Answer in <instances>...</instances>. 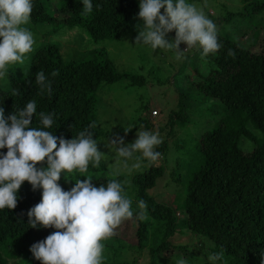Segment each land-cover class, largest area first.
Listing matches in <instances>:
<instances>
[{
    "label": "trees",
    "instance_id": "16d2710c",
    "mask_svg": "<svg viewBox=\"0 0 264 264\" xmlns=\"http://www.w3.org/2000/svg\"><path fill=\"white\" fill-rule=\"evenodd\" d=\"M249 3L256 12L264 7V0ZM32 4L30 22L55 19L44 9L41 0H32ZM92 4V12L86 15L82 14V0H64L59 8L65 13L61 18L65 26L81 27L94 42L120 39L141 19L138 17L140 8L137 0H92ZM96 5H100L99 9ZM226 15L229 17L233 13L227 12ZM217 36L222 47L208 55L213 67L206 73L192 70L190 86L219 102L228 119L224 121V127L220 124L198 137L195 148L197 164L183 180L179 205L182 218L177 217L178 213L172 206L147 193L162 174L161 164L154 166L149 162L147 168L130 177L134 185V200L137 203L143 199L147 204L145 220L137 219L138 207H134V215L130 219L136 237L133 248L143 249L144 242L149 241L147 264H155V253L174 248L173 238L186 233L195 240L203 236L207 239L205 242H209L194 241V247L205 258L195 262L191 259V264H210L207 255L217 252L224 255L216 264L264 262V50L254 51L251 49L253 44L243 47L219 32ZM229 50L234 55H229ZM92 51L100 58L62 61L56 43L46 42L37 46L28 59L25 72L17 76L9 70L8 85L0 88V107L4 109L5 117L23 108L28 101L35 100L37 110L30 127L43 128L39 113H52L53 124L46 130L53 135L72 139L89 125H94L91 129L95 133L93 138H98L102 133L96 128L95 100L91 92L100 82L112 83L128 78L136 83L140 76L116 71L103 47ZM39 71L44 72L51 85L50 93L47 90L42 92L36 83ZM53 72L57 75L53 76ZM189 101L184 92H177L175 108L167 111L164 122L167 136L175 126L186 121ZM144 124L148 125L147 122ZM238 137L250 141L251 147L240 150L235 142ZM155 150L164 157L166 141L162 140ZM6 152L7 148L0 149V154ZM37 167L41 165L37 164ZM109 179L122 183L121 176L92 177V183L99 187L103 183L106 185ZM59 184L65 191L75 185L70 182ZM42 191V188L34 190L28 181H24L16 194V207L0 209V264L9 261L42 264L35 259L30 247L57 231L54 227L38 225L33 228L29 224L27 213L42 200ZM148 220L154 223L149 236ZM182 228L187 231L182 233ZM185 245L179 243L177 251L186 249V246L190 250L191 247ZM106 260L104 258L103 262Z\"/></svg>",
    "mask_w": 264,
    "mask_h": 264
},
{
    "label": "clouds",
    "instance_id": "9594fccd",
    "mask_svg": "<svg viewBox=\"0 0 264 264\" xmlns=\"http://www.w3.org/2000/svg\"><path fill=\"white\" fill-rule=\"evenodd\" d=\"M82 3V14L91 13L92 0H82ZM96 7L99 9L100 5ZM139 8L138 17L144 24L138 29L135 44L149 46L153 51L173 50L177 60H182L190 48L199 46L201 56L207 57L222 47L217 25L196 4L186 0H140ZM32 9V0H0V80L6 78L9 65H23L25 54L33 51L36 43L33 33L22 27L29 23ZM173 30L175 38L170 41L165 37ZM182 42L187 45L184 50L180 49ZM228 54L234 55L231 50ZM36 83L42 92H51L43 71L37 72ZM36 110L35 100L7 117L0 107V149L7 148L6 154H0V209L16 207V194L24 181L34 190L42 188V200L27 213L29 224L33 228L54 227L57 231L30 247L35 259L42 264H102L103 241L115 235L123 221L133 218L132 200L119 180L109 179L106 185L97 187L90 175L84 180L75 178V185L65 191L58 183L61 173L84 175L89 171V164L98 168L102 161L107 163L106 155L93 138L94 125L72 139L57 137L46 130L53 124L52 113H39L43 128L30 127ZM161 143L158 132L147 130L137 132V138L130 144H125L123 137L110 140L106 146L114 150L116 157L111 175H120L121 164L129 172L141 169L139 156L130 167L128 164L136 152L155 164L161 157L155 149ZM45 161L47 167H43ZM137 207V219L145 220L146 202L139 200ZM223 255V252L210 253L207 258L210 264H216ZM174 264H187V261L180 258Z\"/></svg>",
    "mask_w": 264,
    "mask_h": 264
},
{
    "label": "rangeland",
    "instance_id": "374dc122",
    "mask_svg": "<svg viewBox=\"0 0 264 264\" xmlns=\"http://www.w3.org/2000/svg\"><path fill=\"white\" fill-rule=\"evenodd\" d=\"M63 1L41 0L44 9L55 19L41 23L29 21L27 25H22L33 33L36 41L33 51L41 44L53 42L58 46L62 61H80L99 59L100 56L92 49L103 47L116 71L138 75L140 81L135 83L128 78H121L112 83L100 82L91 92L95 100L96 128L102 133L96 138L97 147L105 153L107 163L102 161L98 168H93L89 164V171L84 175L78 172L61 173L58 183H75V178L84 180L87 179L86 175L113 177L111 171L115 166L116 157L114 150L108 148L106 144L117 137H123L124 143L130 144L135 141L139 131L158 132L160 138L166 141V150L164 157L161 156L153 165L161 164L163 171L155 179L154 185L147 190V193L172 206L178 213L177 217L181 219L183 212L179 205L184 188L183 180L186 179L188 172L195 169L197 164L195 148L198 137L205 130H210L220 124L224 127V121L228 119L226 111L219 102L190 86L192 70L196 69L201 73H206L213 67V63L208 56H201L202 49H199V46L188 49L184 52V58L177 60L173 50L156 49L153 51L149 46L135 44L138 29L144 24L142 19L138 20L134 27L120 39H104L94 42L81 27L63 24L61 18L65 16V13H62L59 8V4ZM251 1L259 0H186V2L202 8L206 16L217 25L220 34H225L236 40L243 47L253 44L251 49L260 51L261 48L264 50V7L256 12L251 9L249 3ZM137 2L140 4V0ZM163 12L164 9H161V13ZM227 12H231L233 15L227 17ZM257 33H260L258 37ZM165 38L173 40L175 30L167 33ZM182 47L187 48L186 43L182 42L181 50ZM32 52L25 54L23 65H9L6 78L0 80V88L7 87L9 70H12L17 76H21L25 72ZM178 91L184 92L189 97V113L184 124L175 126L171 135L167 136V127H164V122L167 111L175 108ZM152 110H155L157 114L152 116L150 114ZM144 122H147L148 125L145 126ZM125 129L129 130L125 132ZM234 138L236 139V137ZM235 142L242 151L251 147L250 141L244 138L238 137ZM137 156L141 157V169L129 172L121 164L119 175L122 177L125 192L132 200V209L137 207V203L134 200V185L130 177L136 172L143 171L149 164V161L142 157V153L136 152L133 154V159L128 161L129 167L135 162ZM125 181L127 183H124ZM148 221L150 222L147 225L149 236L150 227L154 223L151 220ZM133 228L132 221H123L116 228L114 238L110 237L103 241L105 245L103 256L108 260L102 264H147L149 241L144 242L143 249L133 248L136 243ZM180 231L185 233L187 230L182 228ZM198 237L202 239L195 240L190 233L176 236L172 243L176 246L179 243L180 245H189L190 250L185 245L186 249L184 250L177 251V247L173 246L174 248L159 251L154 255L155 264H174L180 258L185 259L187 264H191V259H194L195 262V260L205 258L193 244L194 241L203 244H209V242H205L207 239L203 236ZM155 240L158 241L156 238ZM109 245L111 246L109 247ZM115 247L116 250H112ZM7 264L16 263L9 261Z\"/></svg>",
    "mask_w": 264,
    "mask_h": 264
},
{
    "label": "built area",
    "instance_id": "2783aa9c",
    "mask_svg": "<svg viewBox=\"0 0 264 264\" xmlns=\"http://www.w3.org/2000/svg\"><path fill=\"white\" fill-rule=\"evenodd\" d=\"M184 49H186V48H185V47H182V50H184ZM150 114H151L152 116H154V115L157 114V112H156L155 110H152V111L150 112Z\"/></svg>",
    "mask_w": 264,
    "mask_h": 264
}]
</instances>
